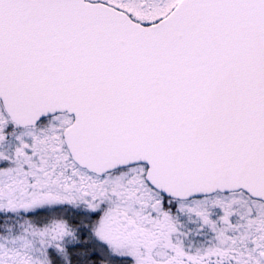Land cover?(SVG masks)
Here are the masks:
<instances>
[{
	"label": "snow or ice",
	"instance_id": "6c2138e0",
	"mask_svg": "<svg viewBox=\"0 0 264 264\" xmlns=\"http://www.w3.org/2000/svg\"><path fill=\"white\" fill-rule=\"evenodd\" d=\"M0 264H264V0H0Z\"/></svg>",
	"mask_w": 264,
	"mask_h": 264
}]
</instances>
